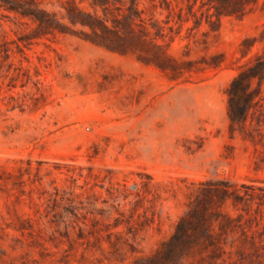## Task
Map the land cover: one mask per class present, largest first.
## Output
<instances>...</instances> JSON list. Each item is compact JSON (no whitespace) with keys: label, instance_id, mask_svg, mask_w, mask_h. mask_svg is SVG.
<instances>
[{"label":"rangeland","instance_id":"obj_1","mask_svg":"<svg viewBox=\"0 0 264 264\" xmlns=\"http://www.w3.org/2000/svg\"><path fill=\"white\" fill-rule=\"evenodd\" d=\"M136 1L98 6L118 31L101 37L92 0H0V264H264V71L245 127L226 93L264 63V0L219 19ZM220 179L249 206L214 203L231 225L175 240Z\"/></svg>","mask_w":264,"mask_h":264},{"label":"trees","instance_id":"obj_2","mask_svg":"<svg viewBox=\"0 0 264 264\" xmlns=\"http://www.w3.org/2000/svg\"><path fill=\"white\" fill-rule=\"evenodd\" d=\"M209 2L211 7L214 8V14L218 16V19L223 15H234L241 16L247 12L249 7L255 3L257 0H206ZM109 0H92V6L95 8L96 12H85L86 18H81L80 21L83 23H87L94 30H100L101 37H106L107 34H117V27L114 24V27H111L109 24V19L107 14L101 15L98 13V6H102L103 8ZM139 6L136 0H133L131 5V13L136 16L139 15ZM133 18V17H132ZM212 19H209V22H212ZM119 22L118 25L124 24L122 20L117 19ZM98 32V31H97ZM264 71V63L263 62H251L243 64L238 73L234 76L233 80L226 88V93L228 95V115L231 122V128L236 129L237 126L245 127L248 118L253 112V109L260 101L261 97V89L254 87L253 83L256 78H259L263 75ZM261 123V122H260ZM259 123V125H261ZM203 190V210L200 212L201 221L200 224L196 227V223L194 222V217L198 216L199 212L194 209L189 212L188 222L189 228L186 225H182V220L184 221V217L181 218L177 225V230L173 234V238L175 240H184L188 243H193L196 241V231L198 230L200 235H203L209 241H213L215 239V231L211 227L213 220L218 219L221 215L219 223L221 225V229H225L228 225H231L233 216L229 214H215L212 211L211 205L216 203H223L227 199H231L235 204L242 203L243 208L246 209L249 206V200L247 198V194L242 192L241 186L232 182L228 179H220L217 184L211 186V184L206 183ZM209 184V185H208ZM213 192H216L218 196L217 200L213 196ZM206 202V203H205ZM200 227V228H199ZM171 244L167 246V248H171Z\"/></svg>","mask_w":264,"mask_h":264}]
</instances>
